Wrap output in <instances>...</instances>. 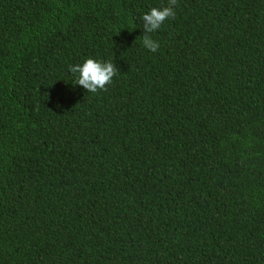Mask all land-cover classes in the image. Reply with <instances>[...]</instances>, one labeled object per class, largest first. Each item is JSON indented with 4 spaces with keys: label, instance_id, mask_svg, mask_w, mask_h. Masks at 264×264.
<instances>
[{
    "label": "trees",
    "instance_id": "16d2710c",
    "mask_svg": "<svg viewBox=\"0 0 264 264\" xmlns=\"http://www.w3.org/2000/svg\"><path fill=\"white\" fill-rule=\"evenodd\" d=\"M167 4L0 0V264H264V0Z\"/></svg>",
    "mask_w": 264,
    "mask_h": 264
},
{
    "label": "clouds",
    "instance_id": "9594fccd",
    "mask_svg": "<svg viewBox=\"0 0 264 264\" xmlns=\"http://www.w3.org/2000/svg\"><path fill=\"white\" fill-rule=\"evenodd\" d=\"M176 4L177 0H168L167 6L153 7L142 16L144 35L140 39L146 49L153 52L158 50L159 44L153 40L151 33L160 29L167 19L175 18ZM69 70L76 75L75 85L82 86L89 93L106 91L118 72L113 62H103L92 58L86 59L82 65L70 66Z\"/></svg>",
    "mask_w": 264,
    "mask_h": 264
}]
</instances>
